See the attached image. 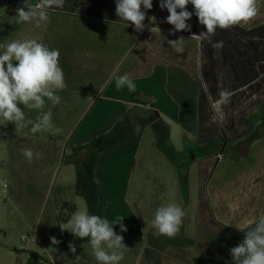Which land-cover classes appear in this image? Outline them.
<instances>
[{
    "label": "crops",
    "instance_id": "crops-1",
    "mask_svg": "<svg viewBox=\"0 0 264 264\" xmlns=\"http://www.w3.org/2000/svg\"><path fill=\"white\" fill-rule=\"evenodd\" d=\"M37 2L32 0L34 5ZM23 4L24 0H12L11 8ZM152 5L150 10L141 6L146 11L142 32H136L130 22L127 27L120 22L115 0H65L62 9L47 11V20L17 23L16 17L0 26V44L34 39L59 50L64 74V87L55 92L61 97L59 104L45 98L42 110L20 105L26 121L50 112L52 128L33 134L31 124L20 129L0 118V178H4L6 188L20 195L19 208L27 219L44 213L56 186L83 188L89 184L99 196L96 167L105 148L122 140L114 132L118 123L123 120V124L133 125L142 120L144 124L134 127H150L148 113H156L151 122L163 121L166 136L169 129L163 118L182 125L199 144L215 143L216 148L204 157L188 159L183 155L191 166L199 165L198 177L207 182L197 191L193 212L195 230L202 234L198 232L199 239L190 244L199 252L192 261L213 263L222 258L220 262H231L230 248L264 216V0H257L256 17L228 29L217 28L211 42L193 36L206 28L190 3L187 10L193 16L186 23L191 31L174 34L170 31L174 26L166 22L167 9L160 8V0H152ZM180 37L184 40L178 52L168 41ZM125 74L135 83V91L116 88L115 77ZM224 91L229 93L230 103L220 96ZM138 92L151 97L136 99ZM203 108H222L224 121L213 127L211 121L203 120ZM134 110L141 117L148 115V122L134 118ZM166 136L161 135L163 139ZM25 148L34 153L31 161L22 154ZM36 152L41 153L39 159ZM126 155L127 160L135 158ZM87 161L92 162L88 168L84 165ZM167 204L160 201L156 206ZM203 209L208 212L205 218L200 214ZM182 224L188 228L184 218ZM152 236L154 243L148 236L144 243L145 239H140L138 264L168 261L160 243L163 235L155 232ZM71 241L77 240L72 237ZM175 242L179 248H189L184 239ZM49 260L60 264L59 257L51 253Z\"/></svg>",
    "mask_w": 264,
    "mask_h": 264
},
{
    "label": "rangeland",
    "instance_id": "rangeland-1",
    "mask_svg": "<svg viewBox=\"0 0 264 264\" xmlns=\"http://www.w3.org/2000/svg\"><path fill=\"white\" fill-rule=\"evenodd\" d=\"M11 7L12 0H0V26L7 20L15 21L16 9ZM3 50L0 49V52ZM227 103H230V100ZM203 109L205 112L202 116L203 120L211 121L213 127L224 121L222 108ZM136 110L133 112L134 118H143L148 122V115L151 116L150 127L144 128L142 125L134 127L138 123L144 124L142 120L134 122L133 125H125L123 120L118 123L119 129H114V132L117 131L119 137L123 138L118 143L114 142L113 146L109 145L105 148L104 158L96 167L100 184V200L98 192H95L89 184L83 188L77 185L65 189L56 186L44 213L41 216L33 214L34 217L27 219L23 217L25 213L19 208L20 195L15 194L12 188H6L4 178H0V264H28L31 252H36L48 260L51 253L59 257L60 264H77L76 255L81 257L79 264H98L89 237L81 239L74 237L69 230H62L68 227V221L71 218L68 221L65 218H68L69 207L72 205L75 206V212L85 210L91 214L92 210V214L98 216L101 214L100 217L106 218L110 223H114L119 217H124L126 232H120L119 224L114 225V231L124 237L123 243L128 247L123 250V259L119 264H138L136 261L141 247L140 239L144 238L145 240L142 241L144 243L148 236L149 242L154 243L152 233L158 232L153 227L152 221L155 211L159 208L156 204L160 201L180 206L184 211L183 218L188 223L187 229L183 227L184 224L180 226L177 233L182 235L180 237L163 235L160 243L166 249L168 258L164 264H198L192 261L199 255L198 249L191 245L199 239L197 233L202 234V232L195 230L196 218L193 212L196 213L197 191L205 187L207 182L205 178H201V181L198 177L199 165L194 163L191 166V161H185L183 155L188 159L204 157L205 153L216 148L215 143L199 144L196 142L198 139L184 131L182 125L163 118L168 124V137L166 136L167 126L162 123L163 121L151 122L156 118V113L149 112L147 116L144 113L141 117L137 115ZM163 131L165 133L160 134ZM128 132L131 133L127 135ZM161 135L166 137L163 139ZM220 140V138L216 139L217 145ZM105 141L108 142V140ZM165 141L171 142L178 154V161H172L166 149H163L162 144L165 145ZM194 142L196 144H192ZM126 154L135 158L127 160L124 158ZM91 163L87 161L84 165L88 168ZM26 195L33 196L29 193ZM206 213L208 214L203 209L200 214L205 218ZM51 215L54 218L51 219ZM24 236L27 237L28 242L22 240ZM50 237H55L60 243L52 244ZM72 237L77 241L72 242ZM178 239L186 240L189 248L177 247L175 241ZM173 241L175 243H171ZM187 242H185L186 245ZM70 243L76 247L75 254L69 249ZM142 251L145 252L143 248ZM221 259L213 263L206 261L201 264H231L230 261L220 262Z\"/></svg>",
    "mask_w": 264,
    "mask_h": 264
},
{
    "label": "clouds",
    "instance_id": "clouds-1",
    "mask_svg": "<svg viewBox=\"0 0 264 264\" xmlns=\"http://www.w3.org/2000/svg\"><path fill=\"white\" fill-rule=\"evenodd\" d=\"M116 15L120 22L134 26L136 32L145 29L144 20L146 11L152 8V0H115ZM193 5L194 14L205 32L193 35L201 39H208L215 34L217 28L228 29L232 26L247 23L257 16V0H160V8L167 9L169 15L166 22L174 27L170 30L191 31V25L186 23L193 16L187 10L188 4ZM65 0H38L34 5L31 0H24V4L16 9L17 23L30 22L34 19L47 20L49 9L63 8ZM27 8V11H25ZM179 9V11H177ZM152 23L155 17L150 18ZM107 22V21H105ZM184 40H169L168 44L176 51ZM219 46L213 44V47ZM4 50L0 52V118L14 123L23 129L32 125L31 132L47 131L52 128L51 113L42 112L35 121L25 119V114L20 105L30 109L42 110L45 108V98L53 104H59L61 97L56 95V90L64 87V74L59 64V50L50 49L34 39L0 44ZM17 62L15 65L13 62ZM115 84L118 90L127 88L135 91L136 85L128 75L116 76ZM223 101H229V93H220ZM138 130V129H137ZM57 132L60 129H56ZM29 161L34 157L31 149L25 148L22 153ZM41 153L36 152L35 158L39 159ZM184 211L175 203L160 206L154 214L153 227L159 234L168 237L175 236L180 230ZM124 217H119L114 223L106 218L90 214L88 211L75 212L68 221L69 230L74 237H89L95 259L98 264H119L123 259V250L128 248L123 243L124 237L114 231V225L119 224L120 232H126L123 223ZM52 244H58L55 237H50ZM69 249L76 253L74 244H69ZM231 264H264V216L258 217L254 225L244 231V238L236 246L230 248ZM81 257L76 255L79 264Z\"/></svg>",
    "mask_w": 264,
    "mask_h": 264
},
{
    "label": "trees",
    "instance_id": "trees-1",
    "mask_svg": "<svg viewBox=\"0 0 264 264\" xmlns=\"http://www.w3.org/2000/svg\"><path fill=\"white\" fill-rule=\"evenodd\" d=\"M146 94H142V93H136L134 95V97L136 99H143V98H146ZM148 97H151V96H148ZM171 146V147H170ZM162 147L163 149H166V152L169 154V157L175 161H177V158H178V154L176 152V150H174L171 142H167L165 143V145L162 144ZM70 208V212L68 214V218L66 217L65 220H69L71 217H72V214L75 212V206L72 205L69 207ZM50 260H48L47 258L41 256L40 254H37V253H34V252H31L30 253V257H29V262L28 264H51V262L49 263Z\"/></svg>",
    "mask_w": 264,
    "mask_h": 264
},
{
    "label": "built area",
    "instance_id": "built-area-1",
    "mask_svg": "<svg viewBox=\"0 0 264 264\" xmlns=\"http://www.w3.org/2000/svg\"><path fill=\"white\" fill-rule=\"evenodd\" d=\"M23 241H25V242H28V239H27V237H23V239H22Z\"/></svg>",
    "mask_w": 264,
    "mask_h": 264
},
{
    "label": "flooded vegetation",
    "instance_id": "flooded-vegetation-1",
    "mask_svg": "<svg viewBox=\"0 0 264 264\" xmlns=\"http://www.w3.org/2000/svg\"><path fill=\"white\" fill-rule=\"evenodd\" d=\"M179 160V158H177V161ZM175 161V160H174Z\"/></svg>",
    "mask_w": 264,
    "mask_h": 264
}]
</instances>
